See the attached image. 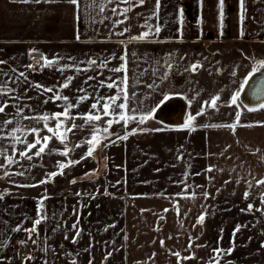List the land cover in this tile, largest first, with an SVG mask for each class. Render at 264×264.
Wrapping results in <instances>:
<instances>
[{
  "label": "crops",
  "instance_id": "crops-1",
  "mask_svg": "<svg viewBox=\"0 0 264 264\" xmlns=\"http://www.w3.org/2000/svg\"><path fill=\"white\" fill-rule=\"evenodd\" d=\"M102 2L105 10L99 13L92 0H80L79 9L69 0H0V61L5 62L0 73L9 74L0 77L8 81L9 89L7 95H0V104H8L0 113V149L20 161L0 168V264H150L147 259L152 264H213L216 247L233 249L227 261L217 257L219 264L249 260V264H264V211L258 210L264 209L260 196L264 185L256 184L264 179V109L248 111L239 101L237 108L230 99L264 60V2L245 0L241 20L239 0H224L223 27L218 0H160L156 15V0L143 4L131 0L126 14L123 9L130 5L124 0ZM149 17L147 23L159 25L160 33L131 40L147 31L143 25ZM118 20L125 22L115 23ZM126 27L129 31L119 35ZM42 57L56 63L42 68L37 63ZM93 60L95 64L89 63ZM101 61L107 66L100 67ZM194 63L202 67L192 72ZM29 64L35 65L34 71L26 67ZM116 67L122 71L113 72ZM19 72L27 80L20 77L17 86ZM124 75L129 94L136 95L132 107L155 109L152 118L143 124L113 123L109 132L114 135L103 139L100 133L89 144L92 128L84 125L83 115L94 111L91 104L97 98L116 95L125 86ZM68 76L73 77L69 87L61 88ZM113 82L117 87H106ZM35 84L54 91L32 87ZM81 88L83 92L78 91ZM56 94L69 100H55ZM166 96L187 101L185 122L196 117L191 127L155 119ZM214 96L220 97L217 108L203 104ZM67 103L78 105L69 110L74 121L68 125L84 127L69 132L64 144L53 138L51 150L40 157L21 158L19 153L26 148L8 135L11 128H24L17 135L28 142L35 139L32 127L40 129L41 136L51 135L43 121L24 117L51 116L62 112ZM201 107L204 114L196 116ZM100 114L95 127L103 128L113 117ZM141 114L128 113L137 119ZM7 120L12 124L5 125ZM56 122L48 124L54 127ZM133 129L137 131L127 140L117 139ZM89 147H93L91 156ZM65 148L71 150L68 156L62 155ZM69 160L79 163L39 183L48 173H59V164ZM0 163H6L3 156ZM18 172L24 175L14 174ZM249 203L254 205L251 212ZM201 215L204 220L199 223ZM38 216L46 219L29 239L24 229H31ZM237 225L240 230L233 235ZM139 246L150 252L140 261L135 254Z\"/></svg>",
  "mask_w": 264,
  "mask_h": 264
},
{
  "label": "snow or ice",
  "instance_id": "snow-or-ice-1",
  "mask_svg": "<svg viewBox=\"0 0 264 264\" xmlns=\"http://www.w3.org/2000/svg\"><path fill=\"white\" fill-rule=\"evenodd\" d=\"M23 2L27 3L29 2V0H23ZM35 3H40L41 0H34ZM69 2L73 5L77 6V9H79L80 6V0H69ZM109 3L112 2V0H108ZM125 3H128L130 5L129 8H125L123 9V13L122 14H126L131 6H132V2L131 0H124ZM137 2L139 4H143L145 2V0H137ZM261 2H264V0H261ZM240 3V8H241V17L240 19L243 20V10L245 8V0H239ZM87 7V5H85ZM92 6L96 9L97 12L99 13H103L105 8H104V3L102 2V0H92ZM160 0H156V4H155V11L153 13V15H156L159 11L160 8ZM182 9L180 10V13L182 15ZM113 13H116V8L112 9ZM77 19H80V15H77L76 17ZM127 16L125 15V20H127ZM147 19H151V17L146 18V23L145 25H143V27L147 28V31L142 32L141 34H139L138 36H133L130 39L131 40H145L146 38H148L150 35L155 36L158 35L161 31V27L159 25H156L155 27H153L152 25L147 23ZM125 20H118L115 21V23L117 24H123L125 22ZM218 20L220 22L221 27H223V20H224V0H218ZM129 29L126 27L124 28L123 32L118 33L119 35H123L124 32H128ZM243 34V33H241ZM77 39H79V34L77 35ZM36 50L33 49L31 50L32 54H35ZM120 59L122 61H124L126 63V59L125 56H121ZM42 61L43 63L41 64L42 68L45 67H51L53 64L56 63L55 60H49L46 57H42ZM5 63L4 61H0V64ZM39 63V62H37ZM75 63V61H74ZM89 63L91 64H95L96 61H89ZM100 67H106L107 63L106 61H101ZM29 69H32L33 71L35 70V65L33 64H29L26 66ZM168 67H171V65L169 64ZM199 67H202V65H198V64H192L191 65V71L195 72L197 71V69ZM261 69H264V60L259 61L258 66L257 67H253L252 70L246 75V77L244 78V80L242 81V83L240 84L239 88L235 91L234 94L231 95V104L237 106V108L240 107V104L238 103L240 96L242 94V92H244L245 88L249 86L250 81H252L253 77L255 76V74L257 72H259ZM77 71H81V69L77 68ZM11 71H15V70H11ZM61 71H63V69H61ZM113 72H121L122 68L121 67H116L112 69ZM8 73H0V77L3 76H8ZM233 75H235V72L233 73ZM20 77L24 78V80H27L26 74L24 72H19V76L18 78L15 79L14 83L19 86L20 83ZM166 78V77H164ZM73 77L72 76H68L66 77V82H64L63 84L60 85L61 88H68L69 84L71 83ZM89 80L94 79V77H89ZM121 82L122 84H124L125 86L122 87L120 89V91L114 95V96H108V97H99L96 99L95 103L91 104V110L94 111H89L88 113L83 115V120H84V125H88L92 128V135H91V139L88 141L89 144H93V142L97 141L98 139V134L103 133V139H108L111 135H114V133H110L109 129L111 128L113 123H120L121 121L125 122V125L127 124V121L129 120H136L138 124H143L146 122L147 119L152 118V113L155 109L153 108H147V109H142V108H136V107H132L133 102L136 100V95L133 92L131 95L129 94L128 88H127V82H128V77L127 75H124L121 77ZM100 85L103 87L105 86L104 81H100ZM32 87L35 88H43L44 91L47 92H53L54 90L52 88H44L42 85L40 84H35L32 85ZM107 88L112 89L114 87H117V85L115 84V82L113 83H108L106 85ZM149 87H151V85H149ZM9 91L8 89V81L5 79L0 78V95H7V92ZM78 91L83 92L84 89L81 88ZM197 95H199V93H197ZM168 97L166 96L165 99H167ZM50 99H53V97H50ZM55 100H64V101H68L69 97L67 96H61L59 94H56L54 96ZM79 100H84L87 99V97H79ZM220 100L219 96H214L210 101L205 100L203 102L204 105L209 106L212 109L217 108V102ZM47 102V101H45ZM159 105H157L158 107ZM8 107L7 102L0 104V113H3L5 111V108ZM73 107H78V105H73L71 103H67L63 109L62 112H56L54 114H52L51 116L47 113H45L44 115L40 116V117H24V119H36L39 121H43V127L47 129V132L50 133L51 135H47V136H41L40 135V129L36 128V127H32L30 129V132L35 136L34 141L32 142H28L26 139H22L20 135H17V133H22L24 131V128L21 127H13L11 128V130L9 131L8 135L10 137L13 138L15 143H22L25 145L26 150L24 151H20L19 156L23 159H26L28 161H31L33 159V156L35 157H40L42 154L45 153L46 150H51L48 149V145L49 142L53 139V138H57L60 140L61 144H64L65 141L67 140V134L69 132H71L73 129L75 128H83L84 125H77L74 122L71 123V125H68V121L72 120L74 121V117L70 116V109H72ZM244 107L247 108V106L245 105ZM260 109H264V103H261L259 105ZM248 111H255L256 109L254 108H248ZM21 111V109H17V112L19 113ZM136 113V112H141L142 114L139 115L138 119L135 115H128V113ZM100 113H103V116H111L113 117L112 119H108L105 122V126L103 128H99V127H95L96 123L101 121L102 116ZM204 114V108L201 107V109L199 111H197L196 116L202 115ZM195 116H190L189 117V121L185 122L184 127L188 128L191 127V121L195 120ZM50 120H55L57 121L54 127H50L48 122ZM240 120V113L237 112L236 113V121L237 123H239ZM17 123H19V121H17ZM5 125H10L12 124L11 120H7L4 122ZM212 127H217V125H212ZM230 128H232L233 130L236 127V124H232L229 125ZM61 129H63V131H61ZM140 131H144V129H139ZM137 131V129H133L132 132L124 135L123 137H119L117 136V139H123V140H127L128 139V135L134 134ZM110 142H114V141H110ZM39 145V147L37 148V146ZM76 147H79V145H76ZM36 148L37 150L32 153L29 154L31 152L32 149ZM13 151H15V149H13ZM70 149L65 148V151H63L62 155L64 156H68L70 153ZM93 153V147H89L88 149V156H91ZM0 156H3L6 160V163H0V168H7L9 165L12 164H19L20 161L18 159H16L14 156L9 155L7 153L6 149H0ZM83 158V157H82ZM73 163H79V161H75V160H69L67 163H60L59 164V168H60V172H52V173H48L47 174V178L46 179H42L39 183L43 184V183H47L49 179H51L52 177H55L57 174L62 175L63 174V169L68 167L70 164ZM212 169H208V171H211ZM16 175H24V172H18V173H14ZM5 175H9V173L5 172ZM76 181L73 180L72 183H75ZM256 184L257 185H264V179H259L256 180ZM23 186V185H22ZM31 186H36V185H31ZM247 186L249 189H251L253 187L252 181H248L247 182ZM205 196L209 195L208 193H204ZM261 196V203H264V192L260 193ZM0 198H2V196H0ZM47 197H45L46 199ZM249 198V192L245 191L244 193V199H248ZM43 202L41 201V204ZM203 207V206H202ZM254 208V205L252 203L248 204L247 210L248 211H252ZM258 210H262L264 211V209H258ZM165 211H167V209H165ZM177 211H179V209H177ZM46 219V216H38L37 219L34 220L33 222V227L31 229H24V231L29 233V239H31V234L33 233H37L38 234V229L37 226L41 224L42 220ZM204 220V216L201 215L198 218V222L202 223ZM78 224V221H77ZM77 224H73L72 228H77ZM240 225L236 226V229L234 230L233 235H235V232L240 230ZM20 230V229H17ZM80 235L79 232L76 233V236L78 237ZM67 238V237H65ZM21 243H25L24 241H21ZM33 243L35 244L36 241H33ZM73 243H75V238H73ZM161 244L163 245V241H161ZM264 246V245H262ZM189 247H191V244L189 245ZM46 250V249H45ZM232 248L230 247L228 250H223L219 247L213 248L212 252L214 253V256L211 258L213 264H219V260L217 259V257H219L221 255V253H223L224 255H231L232 252ZM175 256L180 257L181 253L180 252H175L173 253ZM108 255H111V253H108ZM191 257H185L184 259H188ZM27 259H32L31 256H28ZM73 264H75V262H73Z\"/></svg>",
  "mask_w": 264,
  "mask_h": 264
},
{
  "label": "water",
  "instance_id": "water-1",
  "mask_svg": "<svg viewBox=\"0 0 264 264\" xmlns=\"http://www.w3.org/2000/svg\"><path fill=\"white\" fill-rule=\"evenodd\" d=\"M239 102L247 108H258L264 103V69L255 74L249 86L242 92ZM187 110L188 103L183 97L172 96L157 108L154 117L167 125L181 126L185 123Z\"/></svg>",
  "mask_w": 264,
  "mask_h": 264
},
{
  "label": "rangeland",
  "instance_id": "rangeland-1",
  "mask_svg": "<svg viewBox=\"0 0 264 264\" xmlns=\"http://www.w3.org/2000/svg\"><path fill=\"white\" fill-rule=\"evenodd\" d=\"M155 124L158 125V126H163V124H160V123H155ZM0 182H1V181H0ZM161 220H162V222H163V220H165V219L162 218ZM157 227L160 228V227H161V224H158ZM191 246H192V245H191ZM141 247H142V246H139L138 249H136V251H135V252H136V253H135L136 256L140 258L139 261L142 260V259H144V258H147V256H149V254H150V252H146V250H145V252H146V253H145V252L143 251V248H141ZM144 249H146V247H144ZM128 250H129V249H128ZM227 257H228V255H224L223 253H221V255H220V259H221V260H224V262H225V260L227 261ZM250 261H252V260H249L247 264L251 263ZM148 262H149L150 264L153 263L152 260L150 261V260L147 259V263H148ZM224 262L221 261L220 264H222V263L225 264ZM259 263L261 264V262H259Z\"/></svg>",
  "mask_w": 264,
  "mask_h": 264
},
{
  "label": "built area",
  "instance_id": "built-area-1",
  "mask_svg": "<svg viewBox=\"0 0 264 264\" xmlns=\"http://www.w3.org/2000/svg\"><path fill=\"white\" fill-rule=\"evenodd\" d=\"M38 62H39V64L43 63L42 59H38Z\"/></svg>",
  "mask_w": 264,
  "mask_h": 264
},
{
  "label": "bare ground",
  "instance_id": "bare-ground-1",
  "mask_svg": "<svg viewBox=\"0 0 264 264\" xmlns=\"http://www.w3.org/2000/svg\"><path fill=\"white\" fill-rule=\"evenodd\" d=\"M25 251V250H24Z\"/></svg>",
  "mask_w": 264,
  "mask_h": 264
}]
</instances>
